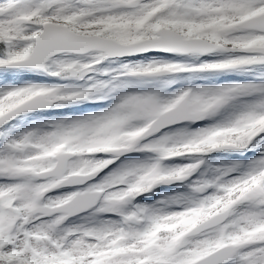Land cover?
<instances>
[{
	"label": "snow or ice",
	"instance_id": "1",
	"mask_svg": "<svg viewBox=\"0 0 264 264\" xmlns=\"http://www.w3.org/2000/svg\"><path fill=\"white\" fill-rule=\"evenodd\" d=\"M0 264H264V0H0Z\"/></svg>",
	"mask_w": 264,
	"mask_h": 264
}]
</instances>
